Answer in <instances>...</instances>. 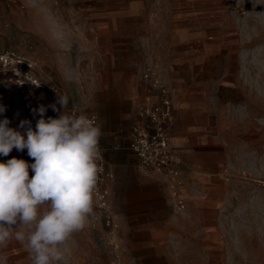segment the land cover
Instances as JSON below:
<instances>
[{
	"label": "rangeland",
	"instance_id": "rangeland-1",
	"mask_svg": "<svg viewBox=\"0 0 264 264\" xmlns=\"http://www.w3.org/2000/svg\"><path fill=\"white\" fill-rule=\"evenodd\" d=\"M0 53L39 85L0 73L17 96L25 139L43 105L57 117L97 115L101 141L124 144L148 70L176 108L184 212L157 173L169 219L136 235L121 220L113 181L105 206L94 190L85 227L62 246L59 264H264V0H0ZM11 158L34 162L15 148L0 162ZM5 254L7 264H32L26 241L13 238Z\"/></svg>",
	"mask_w": 264,
	"mask_h": 264
},
{
	"label": "clouds",
	"instance_id": "clouds-1",
	"mask_svg": "<svg viewBox=\"0 0 264 264\" xmlns=\"http://www.w3.org/2000/svg\"><path fill=\"white\" fill-rule=\"evenodd\" d=\"M57 102L64 108L67 97L58 94ZM51 107L57 111L55 104ZM5 111L0 104V115ZM46 111L43 105L34 110L40 119L35 131L28 127L26 139L9 127L7 117L0 119V156H8L13 148L27 149L34 160L31 164L17 158L0 162V249L13 238L26 241L32 264H59L64 259L67 249L62 246L85 227L92 212L101 171L102 133L94 120L63 112L45 119ZM7 261L6 254L0 255V264Z\"/></svg>",
	"mask_w": 264,
	"mask_h": 264
},
{
	"label": "built area",
	"instance_id": "built-area-1",
	"mask_svg": "<svg viewBox=\"0 0 264 264\" xmlns=\"http://www.w3.org/2000/svg\"><path fill=\"white\" fill-rule=\"evenodd\" d=\"M15 58L14 55L0 53V73L3 70L7 71L10 80L16 78L24 79L20 83L22 87L26 81L31 80L27 78V73L21 74L17 64L21 65L22 62ZM143 77L148 84L146 87V100L143 104L136 106L137 121L129 132L128 149L138 158L142 170L156 172L166 178L175 211L184 212L186 200L181 195L180 190L185 184L188 167L182 154L171 143L172 130L176 122V108L169 88L163 83L158 73L148 70ZM30 86L39 87L36 81H31ZM41 93L43 91L39 90V95ZM27 98L29 99L30 97ZM0 104L6 107V111L0 115V119L7 117L10 120L9 127L19 131L17 96L10 95L1 85ZM27 104L31 105L32 102L29 100ZM46 109L45 119L48 117L58 118L48 106H46ZM86 117L94 120L100 127L97 115ZM99 146L101 160L98 164L101 171L98 174L95 191L99 201L105 206L108 202L109 186L114 181L115 174L107 168L104 148L100 142Z\"/></svg>",
	"mask_w": 264,
	"mask_h": 264
},
{
	"label": "crops",
	"instance_id": "crops-1",
	"mask_svg": "<svg viewBox=\"0 0 264 264\" xmlns=\"http://www.w3.org/2000/svg\"><path fill=\"white\" fill-rule=\"evenodd\" d=\"M145 100L146 93L143 92L134 102L133 122L124 144L105 145L101 137L99 140L104 148L107 168L115 174V191L121 220L128 222L127 226L141 236L145 234L138 233L139 231H158L162 227V223L169 219L170 204L165 185L158 180L157 173L142 170L138 158L128 149L129 132L137 121L136 106L143 104ZM183 110L184 107H180V111Z\"/></svg>",
	"mask_w": 264,
	"mask_h": 264
},
{
	"label": "bare ground",
	"instance_id": "bare-ground-1",
	"mask_svg": "<svg viewBox=\"0 0 264 264\" xmlns=\"http://www.w3.org/2000/svg\"><path fill=\"white\" fill-rule=\"evenodd\" d=\"M22 111V110H21ZM20 114H21V112H20ZM26 121V120H25Z\"/></svg>",
	"mask_w": 264,
	"mask_h": 264
}]
</instances>
